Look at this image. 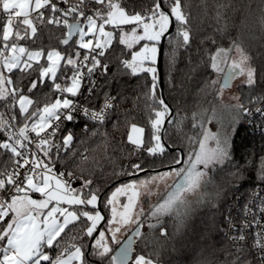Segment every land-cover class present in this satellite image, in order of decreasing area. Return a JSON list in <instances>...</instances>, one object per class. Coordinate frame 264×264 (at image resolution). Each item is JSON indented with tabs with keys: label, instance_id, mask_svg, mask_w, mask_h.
Returning <instances> with one entry per match:
<instances>
[{
	"label": "trees",
	"instance_id": "16d2710c",
	"mask_svg": "<svg viewBox=\"0 0 264 264\" xmlns=\"http://www.w3.org/2000/svg\"><path fill=\"white\" fill-rule=\"evenodd\" d=\"M117 2L129 11H141L152 4V0ZM169 3L170 0H166L165 7ZM182 6L189 19L186 27L190 31V41L187 45L183 44L177 29L185 26L175 21L172 34L165 40L162 57L164 95L169 108L174 110L173 119L162 128V139L173 150L165 146L166 151L162 155L150 156L143 149L134 151L135 146L128 141L131 125L135 124L145 129L144 141L147 146L152 132V109L157 105L145 95L148 91L145 85L151 82L150 75H133L121 63L124 59H131L129 53L139 45L128 49L118 43V38L113 40L105 56L99 57L102 65H108L107 71L97 67L91 74L87 72L75 95L80 104L91 108H98L113 98L115 104L112 112L103 122L92 121L73 112L74 119L64 120L57 131V145H61L62 138L69 133L73 139L66 148H60L54 170L72 171L93 181L92 189H98L100 194L97 209L105 218L99 223V228L106 225L110 215V205H105L111 190L123 181L138 177L125 174L132 171L133 163L143 162L145 169H151L142 174L146 175L155 172L152 169L174 164L177 158L181 160L183 153V161L178 168L186 169L189 156L193 157L200 142L205 141L206 132L220 130L214 116L218 103H222L221 84L215 77V70L211 68V57L217 50L231 51L236 48L233 44L235 41L250 57V65L256 69L254 85L249 87L243 83L238 86L245 108L253 105L264 94V0H182ZM98 7L93 4L92 11ZM41 11H44L45 17L51 16L47 9ZM3 22L6 19L0 12V29ZM34 22L38 29L36 37L17 41L18 45L28 50L41 49L44 54L50 50H58L65 57L75 54L78 47L76 37L67 46L61 43L67 34L66 27L41 23L39 20ZM118 31L115 29V32ZM82 50L85 54L86 49ZM39 63L47 66L45 55ZM74 71L73 66L61 60L55 83L62 87L68 86ZM5 75H11L16 81L15 86L33 99L30 111L65 96V93L53 89L50 78L44 85L28 93V86L37 79L38 71H31L30 75L19 71L12 74L5 72ZM7 87L10 90L12 86ZM156 95L158 99L163 98L159 80ZM0 112L5 113V119L11 115L2 103ZM24 123L22 117L19 122L13 121L11 130L15 132ZM86 123L88 126L84 127ZM222 135L223 140L227 139L228 142L229 158L223 163L210 165L198 191L180 199V203L170 212L148 217L154 220L150 225H142L141 235L136 236L134 242L133 256L144 254L160 264H237V261L239 264H257V257L251 250L231 244L225 233V223L232 197L238 192H248L258 184H264V133L251 132L245 126L243 116V120L236 125H225ZM3 139L4 134L0 133V140ZM52 151L54 153L56 149ZM5 165L11 170L12 160L9 154L0 150V171L5 169ZM79 207L82 206H73L71 209ZM87 210H91V206ZM87 223L90 222L80 221L69 225L62 234L61 243L49 249L50 255L54 258L72 243H83L87 251L91 252L94 239L83 236V228ZM162 232L167 234L162 235ZM74 236L82 237V240L73 241ZM97 236L95 232L94 237ZM87 260L90 264H101L99 258L91 255L87 256Z\"/></svg>",
	"mask_w": 264,
	"mask_h": 264
},
{
	"label": "snow or ice",
	"instance_id": "6c2138e0",
	"mask_svg": "<svg viewBox=\"0 0 264 264\" xmlns=\"http://www.w3.org/2000/svg\"><path fill=\"white\" fill-rule=\"evenodd\" d=\"M61 3L68 4L69 0H0V12L7 16L6 22H3L0 29L2 31L0 103L11 113L9 118L5 119V113L0 112V133H3L5 137L0 140V150L9 154L12 160L11 170H8L5 165V169L0 171V264H90L87 260L89 255L99 258L101 264H128L129 253L133 251L132 241L128 238L120 241L118 234L123 227L135 220L138 225L135 235H141L138 218L132 217L128 211L133 206V197L138 196V193L134 191L137 183L124 184L116 187L112 192L107 199L106 207L114 205L118 196L133 190L132 195L128 197L129 203L123 205L125 211L119 213L118 218L117 209L113 206L111 218L108 220V229L99 231L98 237H94L99 223L105 219L97 209V202L100 200L99 190H93L91 187L93 181L85 179L83 175L78 177L82 181L81 187L74 188L72 182L77 178L74 172L56 173L54 171L60 148H66L73 137L69 133L62 138V144L57 145L55 137L60 124L53 125L52 121H61L62 117L64 120H73L72 113L75 105L68 98L57 97L53 103L44 104L30 111V106L34 104L33 99L25 94L23 89L17 88L16 81L11 75L6 76L5 72L12 74L14 71H19L30 75L31 71H38L37 79L32 80L28 86V93L44 85L47 78H50L55 91L75 96L80 87L82 67L87 68L89 74L97 67L107 71L108 65H102L99 57L105 56L114 39L118 38V43L125 45L128 49H132L134 45H140L139 50L129 53L131 59H124L121 63L126 69H130L133 75L141 73L150 75L151 82L145 85L148 89L145 95L157 106L152 109L153 116L150 120L152 132L147 146L143 139L145 129L135 124L131 125V133L136 135L134 137L129 134L128 141L135 146L134 151L143 149L150 156L162 155L166 151L162 139V128L171 110L165 100L158 99L156 95L158 74L155 65L159 44L166 37L174 18L179 25L185 26L178 28L177 31L182 37L183 44L187 45L190 41V31L186 27L189 19L183 10L182 0H170L167 7H165L166 0H152L151 6L141 11H129L117 0H78V3L69 5L66 9L58 6ZM85 4H95L100 7L89 14L83 7ZM42 9L50 11L51 16L45 17ZM68 16H73L75 22L69 23ZM35 20L66 27V37L61 40L64 45H68L73 35L78 33V47L88 50L83 60H79L81 55L79 51L75 53L74 60L71 56L65 57L59 51L53 50L47 53V66L40 64L39 59L44 55L42 51H30L17 43L20 40L36 37L38 29ZM81 21L86 22L85 27L80 26ZM106 25H111L113 29H119V31H106ZM126 25L132 26L130 32L124 31L121 27ZM86 36L90 38L85 39ZM233 44L241 53V62L233 63L222 87H228V80L236 74L237 68L240 74H245L247 77L244 83L251 87L256 82V69L248 64L250 57L244 54V50L235 41ZM224 52L225 50L219 49L211 57L213 70L220 71L217 58ZM61 60H66V64L75 69L70 86L62 87L61 84L55 83ZM89 60H91L90 67L87 64ZM241 65L247 66L241 67ZM212 83L215 84L216 81ZM8 85L12 86L10 90L6 87ZM112 106L108 99L99 111L91 113L88 109L83 111L92 119L103 122L106 110ZM238 107L244 113L249 112L243 104ZM21 117L25 123L13 132L12 122H19ZM30 133L34 134V137L30 136ZM209 135L216 140V148L205 151V144L201 141L200 151L196 153L195 159L189 156L187 169L171 168L170 172L159 174L160 179L175 174L181 177L183 183L178 184L177 191L170 194L164 203L155 207L151 213L153 216L167 214L180 203L179 195L182 190L198 186L199 180L205 174L197 170L198 165H203L207 169L209 165L223 163L229 158L227 139L222 143L216 134L206 132L205 140L209 138ZM30 145H34L35 151ZM53 148L56 149L54 153ZM142 163H133L132 171L125 174L136 175L146 171ZM173 163L180 164L181 160L177 158ZM156 178L153 177V179ZM146 183L147 181L139 182L140 185ZM30 192L39 193L43 199H32ZM62 204L68 207H61ZM49 205L52 207L49 208ZM73 206L82 207L70 210ZM88 206H91V210H87ZM80 221L90 222L83 228V236L94 239L92 251H87V246L83 243L79 245L72 243L53 258L49 249H54L61 243L62 234L69 225H75ZM166 234L162 232V235ZM77 239L82 240V237H73V241ZM238 239L244 240V236L241 235ZM113 244H119V249L114 250ZM256 246L264 250V239H257ZM134 264H156V262L144 254H138L134 257ZM261 264H264V256L261 257Z\"/></svg>",
	"mask_w": 264,
	"mask_h": 264
},
{
	"label": "rangeland",
	"instance_id": "374dc122",
	"mask_svg": "<svg viewBox=\"0 0 264 264\" xmlns=\"http://www.w3.org/2000/svg\"><path fill=\"white\" fill-rule=\"evenodd\" d=\"M76 3H78V0H69L68 4L61 3V5L63 6V8H67L69 5H74ZM92 5L93 4H85L83 7L86 11H89L91 13ZM70 19H71V21H74L73 16H71ZM85 23L86 22H83L81 27H85ZM121 27L123 28L124 31L130 32L132 26L130 28H125V26H121ZM85 30H87V29L85 28ZM105 30L115 32V29H113V27L111 25H106ZM89 38L90 37H88V36L85 37V39H89ZM78 40H79V34L76 36L75 42L77 43ZM141 43H143V42H141ZM19 46H22V45H19ZM22 47H24V46H22ZM139 47H140V45L134 51L139 50ZM223 50H225V52L222 53L217 58V63H218L220 71L215 70V77L218 81H220V84L222 82L223 76L225 75L226 71L229 68H230V70L232 69L233 63L240 64V62H241V53L238 52L236 50V48L232 49L231 51H228L226 49H223ZM30 51H42L43 52V50H41V49H30ZM50 51H53V50H50ZM54 51H58V50H54ZM77 51H79L81 54L79 59L85 55L81 48L77 47L75 53ZM47 53L44 54L46 56V58H47ZM44 55L39 59V61L44 57ZM61 55L63 56V54H61ZM71 57L74 60L76 59L75 54ZM24 58H26V57H24ZM60 62L61 61H59V65H60ZM248 64H250L249 61H248ZM246 66L247 65H241V67H246ZM235 72H236V74L234 75L235 79H234L231 87L225 88V87H222V84H221L220 92H221L222 103H218L219 104L218 110L214 116L215 121L217 123V127L220 130L215 131L216 129L215 130L211 129L208 132L209 134H216L222 143L224 141L223 135H222L223 127L229 123L236 125L237 123H239L243 120V116H244V112L238 107V105H240V104L244 105V103L242 102V99H241V93H240L238 86H239V84H243L246 81L247 77L245 74H240L239 68L235 69ZM70 85H71V83L68 86H70ZM80 86H81V82H80ZM79 89H80V87H79ZM59 98H61V99L68 98L72 101V95L70 93H65V96L59 97ZM53 102H51V103H53ZM138 127H140V126H138ZM129 134H132L134 137L136 135L135 133H131V129H130ZM143 139H144V134H143ZM204 144H205V151L214 149L217 146L216 140L212 139L211 135H209V138L204 141ZM199 151H200V147L198 148L196 153H198ZM196 153H195V155H196ZM195 155L192 157L193 160L195 159ZM188 166H187V168H188ZM209 167H210V165L208 166V168ZM208 168L205 169L203 165L197 166V170H199L205 174L199 180L198 186L193 187V188H185L184 190H182L180 192V195H179V200L184 199L188 195H191L192 193H196L198 191L199 185H201V183L204 182L206 177H207ZM170 170H171V168L152 172V173L142 175V176H138L135 178H131L129 180L121 182L120 184H118L116 186V187H119V186H122L124 184L132 183V182L137 183V187H136V189H134V191H136L138 193V196L133 197V201H132L133 206L128 211L132 217L138 218L140 225H143V226L150 225V223L154 219L148 218V217L153 216L151 213L154 211L155 207L158 204L164 203V201L168 198V196L170 194L175 193L177 191L178 184L183 183L181 177H178L175 174L168 175L164 179L159 178V174L168 173V172H170ZM54 171L56 173H59L56 170H54ZM153 177H157V178L153 179ZM140 181H147V183L144 185H140L139 184ZM116 187H114L111 190V192L109 194V198H110L112 192L115 191ZM77 189H79V188H77ZM132 192H133V190H128L126 194L120 195L117 197L116 201L114 202V205H110V215H109L108 220L111 218V215H112L111 208L113 206L116 207L118 218H119V213H122L125 211L123 205L129 203L128 197L132 195ZM29 195L31 196L32 199H43V197L39 193L30 192ZM60 206L61 207H68V205H64V204H62ZM50 207H52V205H49V208ZM60 219L62 220L63 218L61 217ZM137 226L138 225L134 220L132 223H129L128 225L123 227L121 233L118 234V239L120 241H123L134 229H136ZM108 227H109V225H108V221H107L106 225H104L101 228H98V230L99 231H101V230L106 231L108 229ZM118 245L119 244H113L112 245L114 250H115V248H117ZM134 257L135 256H133V258L131 259V261L128 264H134ZM156 264H160V263L156 262Z\"/></svg>",
	"mask_w": 264,
	"mask_h": 264
},
{
	"label": "built area",
	"instance_id": "2783aa9c",
	"mask_svg": "<svg viewBox=\"0 0 264 264\" xmlns=\"http://www.w3.org/2000/svg\"><path fill=\"white\" fill-rule=\"evenodd\" d=\"M58 6L63 8L61 4ZM89 14L91 13L89 12ZM70 17H67L69 23L71 22ZM3 18L7 20L5 14H3ZM79 60L82 61L83 57ZM90 62L91 60L87 62L88 66H90ZM80 70L82 72V79L87 73V68L82 67ZM72 102L75 105L73 112L92 121L98 120L92 119L90 115H85L83 109H88L89 113H91L92 111H99L105 104L104 102L98 108H91L80 104L77 96L72 99ZM110 102L113 106L106 110L105 119L112 112L115 104L113 98H110ZM247 109H249V112L244 113L245 126L253 133H264V111H260L264 109V94L253 105L247 107ZM63 121L64 119L62 117L61 121L53 120L52 123L53 125L57 123L61 124ZM87 126L88 124L86 123L84 127ZM30 136L34 137V134L30 133ZM30 147L35 151L34 145H30ZM75 175L77 178L73 180L72 187L79 188L82 181L78 177L81 175L79 173H75ZM225 233L233 246L251 250L257 257V264H261V257L264 256V250L257 247L256 242L257 239H264V184H258L248 192H238L232 197L226 214ZM241 235L244 236V240L238 239Z\"/></svg>",
	"mask_w": 264,
	"mask_h": 264
},
{
	"label": "water",
	"instance_id": "95a60500",
	"mask_svg": "<svg viewBox=\"0 0 264 264\" xmlns=\"http://www.w3.org/2000/svg\"><path fill=\"white\" fill-rule=\"evenodd\" d=\"M75 21H71L70 23H74ZM80 26H82V22L80 24ZM174 27H175V20L173 18V23L172 25L170 26L169 28V31L168 33H166V37L164 39L161 40L160 44H159V53H158V57H157V64H156V68H157V74H158V80H159V84H160V88H161V91H162V95H163V98L166 102V98H165V95H164V80H163V76H162V69H163V61H162V57H163V52H164V47H165V40L166 38L172 34L173 30H174ZM78 35V33L74 34L72 39L69 41V43ZM66 37V36H65ZM65 37H63L62 39H64ZM63 46H67V45H64ZM230 72V68L226 71L225 75L223 76V79H222V82L221 84L223 85L224 84V81H225V77L227 76V74ZM234 75L228 80V87H231L232 84H233V81H234ZM228 87H225V88H228ZM171 112H170V115L166 117L165 119V125L164 127L166 126V124L171 121L174 117V110L172 108H170ZM163 127V128H164ZM163 143L165 144V146L167 148H169L170 150H173L172 147H170L168 144H166L163 140ZM181 163L183 161V153L181 154ZM179 166V164H171V165H167V166H163V167H160V168H156V169H152L153 171H160V170H165V169H169V168H177ZM151 169H146V171H143V172H140L138 174H136V176H140L146 172H149ZM138 227V226H137ZM136 227V228H137ZM99 228V227H98ZM98 228H97V232L96 234L98 233ZM142 229V225H139V230L141 231ZM135 230L134 229L126 238L128 239H131L132 241V249L134 251V242H135V239H136V235H135ZM125 238V239H126ZM124 239V240H125ZM123 240V241H124ZM120 247V245L117 246V248H115V250H118ZM133 251L129 253V259H128V263L131 261L132 257H133Z\"/></svg>",
	"mask_w": 264,
	"mask_h": 264
},
{
	"label": "crops",
	"instance_id": "0c3cea01",
	"mask_svg": "<svg viewBox=\"0 0 264 264\" xmlns=\"http://www.w3.org/2000/svg\"><path fill=\"white\" fill-rule=\"evenodd\" d=\"M70 210H73V209H70Z\"/></svg>",
	"mask_w": 264,
	"mask_h": 264
}]
</instances>
